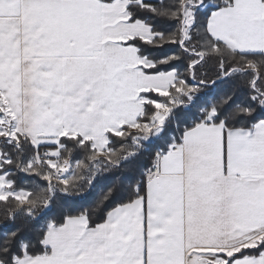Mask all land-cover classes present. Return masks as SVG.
<instances>
[{
	"label": "snow or ice",
	"instance_id": "obj_1",
	"mask_svg": "<svg viewBox=\"0 0 264 264\" xmlns=\"http://www.w3.org/2000/svg\"><path fill=\"white\" fill-rule=\"evenodd\" d=\"M0 264H264V0H0Z\"/></svg>",
	"mask_w": 264,
	"mask_h": 264
}]
</instances>
